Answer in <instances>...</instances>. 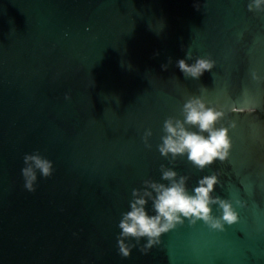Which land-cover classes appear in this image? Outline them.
Listing matches in <instances>:
<instances>
[{
  "label": "water",
  "instance_id": "1",
  "mask_svg": "<svg viewBox=\"0 0 264 264\" xmlns=\"http://www.w3.org/2000/svg\"><path fill=\"white\" fill-rule=\"evenodd\" d=\"M248 3L0 0V264H264V13ZM186 52L215 67L185 78ZM193 96L224 112L216 127L231 141L228 159L203 170L158 150L164 121L183 120ZM37 150L54 171L29 192L23 157ZM161 165L188 177L189 193L217 174L212 196L238 220L219 231L185 219L124 258L122 214L144 180L168 184Z\"/></svg>",
  "mask_w": 264,
  "mask_h": 264
},
{
  "label": "clouds",
  "instance_id": "2",
  "mask_svg": "<svg viewBox=\"0 0 264 264\" xmlns=\"http://www.w3.org/2000/svg\"><path fill=\"white\" fill-rule=\"evenodd\" d=\"M248 11L253 13H264V0H249ZM199 10V9H198ZM192 59V53L186 52V59H179L177 67L185 78L199 79L206 71L210 72L215 67V61L209 58H197L194 63L189 64L187 60ZM169 58V64H171ZM167 70L168 64L161 66ZM254 80H259L255 72L252 73ZM65 99H71L66 94ZM181 115L183 120L176 117H168L164 121L161 137L162 143L158 150L165 158L171 155L172 161L178 156L187 155V159L195 167L203 170L219 160L224 162L228 159L231 149L229 129L227 127H216L224 118V112L216 107L207 106L202 96H193L183 105ZM188 126L198 129L189 130ZM234 122L230 127L234 128ZM207 133V135H204ZM152 136L151 129L144 133L145 146L151 148L148 143ZM24 167L21 174L24 180V188L29 192L36 191L37 172L42 177H51L54 171L53 162L43 157L37 150L23 157ZM162 180L168 184L154 182L150 179L144 180L142 189L132 190L130 210L122 214L118 227L122 230L117 237L119 254L127 258L132 250L139 246V250L147 254L155 245L160 243L162 234L167 233L178 223H184L187 219L190 224L202 220L213 230L223 231L225 224L232 225L238 220V213L229 199L219 196L213 197L212 193L220 181L217 174L206 175L198 181V186L189 193L186 187L188 177L179 176L176 171L161 165ZM152 201L155 215H149L146 211L148 201ZM235 203L240 207L244 204L240 200ZM218 205L222 211L220 216L212 214V206ZM147 240L141 245V240ZM135 240V243L131 241Z\"/></svg>",
  "mask_w": 264,
  "mask_h": 264
}]
</instances>
